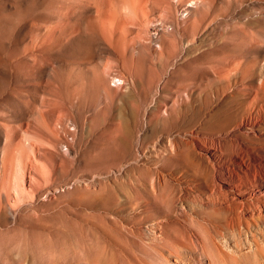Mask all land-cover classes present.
Masks as SVG:
<instances>
[{"label": "rangeland", "instance_id": "rangeland-1", "mask_svg": "<svg viewBox=\"0 0 264 264\" xmlns=\"http://www.w3.org/2000/svg\"><path fill=\"white\" fill-rule=\"evenodd\" d=\"M238 157L264 165V0H0V264H176Z\"/></svg>", "mask_w": 264, "mask_h": 264}, {"label": "bare ground", "instance_id": "bare-ground-1", "mask_svg": "<svg viewBox=\"0 0 264 264\" xmlns=\"http://www.w3.org/2000/svg\"><path fill=\"white\" fill-rule=\"evenodd\" d=\"M243 159L224 162L217 171L233 195L215 199L227 203L229 212L210 208L207 217L197 211L189 213L190 226L179 223L165 233L175 246V250H166L167 262L174 254L176 264H264V165ZM182 254L188 256L187 261L183 262Z\"/></svg>", "mask_w": 264, "mask_h": 264}]
</instances>
